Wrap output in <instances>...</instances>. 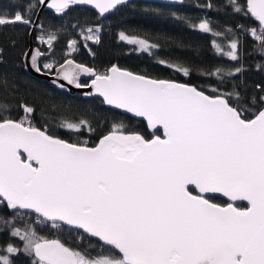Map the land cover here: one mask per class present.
Returning a JSON list of instances; mask_svg holds the SVG:
<instances>
[{
	"label": "snow or ice",
	"instance_id": "6c2138e0",
	"mask_svg": "<svg viewBox=\"0 0 264 264\" xmlns=\"http://www.w3.org/2000/svg\"><path fill=\"white\" fill-rule=\"evenodd\" d=\"M72 2L52 0L51 7L63 12ZM122 2L87 0L100 13ZM247 7L246 14L260 25L259 34L255 28L251 34L264 44V0H247ZM33 8L28 4L25 14L0 16V26L31 25ZM193 27L211 31L207 20ZM121 37L141 49L157 47L124 33ZM54 38L49 35L48 43ZM230 49L227 55L237 59L236 40ZM37 55H42L39 50ZM36 60L34 55V66ZM61 69L63 78L78 87H84L78 82L81 73L95 74L91 87L105 103L146 117L151 128L162 126L164 138L146 139L113 125L96 146L88 147L50 135L46 126H33L28 117L35 109L27 104L21 105L25 115L19 120L0 116V200L10 209L34 211L37 223L83 230L103 242L101 252L109 250L92 256L87 249L40 236L25 223L14 227L12 235L24 241L32 264H264V96L249 118L239 92L206 95L197 86L150 79L115 65L102 74L84 65ZM222 73L217 68L206 75ZM9 110L0 101V113ZM61 127L92 130L84 119L64 120ZM212 193H223L233 203H213ZM239 201L248 206H235ZM6 251L20 249L9 244ZM0 264L12 261L0 256Z\"/></svg>",
	"mask_w": 264,
	"mask_h": 264
},
{
	"label": "trees",
	"instance_id": "16d2710c",
	"mask_svg": "<svg viewBox=\"0 0 264 264\" xmlns=\"http://www.w3.org/2000/svg\"><path fill=\"white\" fill-rule=\"evenodd\" d=\"M28 4L34 5L30 14L31 25L0 26V101L6 102L10 109L0 116L19 120L25 115L21 105L27 104L35 109L28 117L33 126L43 129L46 126L51 135L86 145H94L102 135L112 130L113 125H122L125 131L138 132L146 138L154 134L148 131L144 121L104 105L99 97L70 94L29 75L22 64L29 36L44 53L39 59V67L44 70L52 71L55 65L71 56L98 72L117 64L154 78L190 83L211 95L214 90L239 92L240 104L249 110L246 113L249 118L261 107L264 44L251 34L253 28L259 34L260 25L250 13L246 14L245 0H182L179 4L131 0L118 5L105 16L85 6L69 5L61 13L42 9L36 26L33 23L39 7L37 0H0V16L11 18L16 12L25 14ZM202 20L208 21L211 31L193 27ZM85 28H97L99 39L81 37L80 33ZM40 33H49L55 38L46 45L38 41ZM121 33L129 38L145 39L157 47L136 50L134 43L123 39ZM233 40L237 41V59L227 55L231 50L229 42ZM73 41L74 48L68 52ZM45 64L53 67L45 69ZM173 65L187 67L190 72L184 75ZM217 68L223 70L222 76L206 75ZM237 68L241 71L236 72ZM80 119L87 120L92 130L89 131L88 127L79 130L61 127L64 120L76 122ZM208 198L216 203H225L218 196ZM236 206L245 204L237 202ZM5 220L9 221L7 225ZM25 223L32 224L40 236L59 239L80 251L87 249L92 256L109 252L107 248L101 252L99 241L76 229L63 224L57 228L50 222L37 223L35 214L9 210L0 200V256H8L12 264H32L34 259L23 251L24 241L12 235L14 227L23 228ZM9 244L20 251L9 254L6 251Z\"/></svg>",
	"mask_w": 264,
	"mask_h": 264
},
{
	"label": "water",
	"instance_id": "95a60500",
	"mask_svg": "<svg viewBox=\"0 0 264 264\" xmlns=\"http://www.w3.org/2000/svg\"><path fill=\"white\" fill-rule=\"evenodd\" d=\"M38 3H39V7H38V11L36 13V16L34 18V23H33V26H36V22L38 21V15L40 13V11L42 9H50L52 11H54L55 13H61V12H57L55 8L51 7V4H52V0H37ZM128 1H131V0H123L122 4L123 3H126ZM145 1H151V2H160V3H168V4H179L182 2V0H145ZM245 4H246V7H247V0H245ZM69 5H80V6H85V7H88L92 10H94L98 15L100 16H105L107 15L108 13L112 12L114 9L110 10L109 12L107 13H100V11L95 7V4H89L87 3V0H73L72 3H70ZM118 6V5H117ZM247 10H248V7H247ZM253 17V16H252ZM254 18V17H253ZM255 19V18H254ZM256 20V19H255ZM256 22L259 24V22L256 20ZM37 50H39V53L40 54H44L43 51L38 47V45H36L32 39L31 36H29V42H28V45H27V48L25 49L24 53H23V56H22V64H23V68L24 70L31 76L35 77V78H38L40 80H45L49 85L53 86V87H56V88H61V89H65L68 93L70 94H74V93H79L83 96H87L88 94H91L93 96H96V97H99L104 105L110 107V108H113L121 113H125L127 115H130L136 119H139V120H142L144 121V123L146 124V127L148 129V131L150 132H153L154 134L152 136H150L149 138H146V139H152L154 136H161V138H164V131H163V127L158 125L156 128H151L149 126V123H148V120L146 117H140V116H137L135 113H131L129 112L128 110L126 109H121V108H118L117 106L115 105H108L107 103H105L104 101V97L100 94V93H97L95 92L94 88L91 87V81L93 79H95V74H91V73H81L79 75V84L80 85H84V87H78L76 84L74 83H71L67 80H65L63 78V76L60 74L62 72V69H61V65L64 66V69H67V68H70V67H75V65H84L85 67H88V68H92L95 70V73L97 74H102L104 72H98L94 67H91L85 63H82V62H79L77 60H75L73 57L71 56H68L66 57L62 62L58 63L57 65H55L52 69V71H48V70H44V69H41L39 67V59L42 57V55H37ZM36 55L37 56V60H36V66L33 65V61H32V57ZM71 61V62H74L72 64H69L68 62ZM113 65L119 67L120 69H123V70H127V71H130L134 74H137V75H143V76H146L150 79H158V80H171V81H175L176 83H180V84H189V85H193V84H190V83H186V82H181V81H176V80H172V79H165V78H154V77H151V76H148V75H145V74H142V73H138V72H134L132 70H129L127 68H124V67H121V66H118L117 64H112L110 65L107 69H110ZM37 66L40 68V71H37ZM60 85H63V87H60ZM194 86V85H193ZM200 90V89H199ZM203 91V90H201ZM205 92V91H204ZM206 95H211L207 92H205ZM259 111V110H258ZM257 111V112H258ZM252 118V117H251ZM16 120V119H15ZM35 127H38V126H35ZM40 128V127H38ZM41 130H44L43 128H41ZM112 131V130H111ZM155 131H160V133H156ZM110 132V131H109ZM109 132L105 133L104 135H102L98 140L97 142L94 144V145H86V144H81V145H85V146H88V147H94L96 146L100 139L103 138V136L107 135ZM126 133L127 132H134V131H125ZM138 133V132H136ZM140 134V133H139ZM51 135V134H50ZM60 138V137H59ZM62 139V138H61ZM65 140V139H64ZM70 142V141H68ZM70 143H74V142H70ZM78 144V143H77ZM190 188L194 189V186H190ZM195 191H198V190H194V194H195ZM211 195H214V196H218V197H221L222 199L226 200V203L224 204H220V203H216V202H213L211 200V202L213 203H216V204H219L221 206H226L228 203H233V201H231V199L227 196H225L223 193H212V194H209V196ZM2 201V200H1ZM4 202V201H3ZM239 202H242L245 204V206L243 207H247L248 204L246 201H239ZM6 204V202H4ZM236 203V202H235ZM7 206V204H6ZM236 206V205H235ZM239 207V206H237ZM9 210H19V211H26V212H31L33 214L34 211L32 210H25V209H10L9 207H7ZM36 215V214H35ZM64 226H67V227H70V228H73V229H76L75 227L73 226H68V225H65L63 224ZM77 230V229H76ZM80 232L83 233V230H78ZM87 235V234H85ZM88 236V235H87ZM89 237V236H88ZM93 239H96L97 241H99V238H94V237H91ZM101 244L103 242L99 241Z\"/></svg>",
	"mask_w": 264,
	"mask_h": 264
},
{
	"label": "rangeland",
	"instance_id": "374dc122",
	"mask_svg": "<svg viewBox=\"0 0 264 264\" xmlns=\"http://www.w3.org/2000/svg\"><path fill=\"white\" fill-rule=\"evenodd\" d=\"M88 29L89 28H85L83 31H81V33H80L81 37L87 39V37L91 35L93 38L90 39V40L95 39V37L97 36V28L92 29L93 31L91 33L88 32ZM49 35H52V34H49V33H40V34H38V41L42 42V43H45L46 45H49V43H48ZM231 42L232 41L229 42V45H231ZM134 47H135L136 50H147V49H141L139 47V45H137V44H134ZM73 48H74V43L70 42V46H69L68 52H70Z\"/></svg>",
	"mask_w": 264,
	"mask_h": 264
},
{
	"label": "flooded vegetation",
	"instance_id": "af4514ba",
	"mask_svg": "<svg viewBox=\"0 0 264 264\" xmlns=\"http://www.w3.org/2000/svg\"><path fill=\"white\" fill-rule=\"evenodd\" d=\"M226 203V202H225Z\"/></svg>",
	"mask_w": 264,
	"mask_h": 264
}]
</instances>
